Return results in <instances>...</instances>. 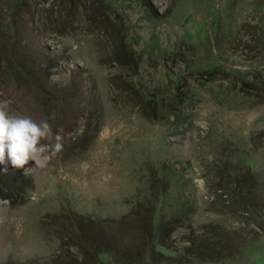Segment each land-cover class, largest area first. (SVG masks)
<instances>
[{"label":"rangeland","instance_id":"rangeland-1","mask_svg":"<svg viewBox=\"0 0 264 264\" xmlns=\"http://www.w3.org/2000/svg\"><path fill=\"white\" fill-rule=\"evenodd\" d=\"M5 99L63 147L8 165L0 264H264V0H0Z\"/></svg>","mask_w":264,"mask_h":264},{"label":"clouds","instance_id":"clouds-1","mask_svg":"<svg viewBox=\"0 0 264 264\" xmlns=\"http://www.w3.org/2000/svg\"><path fill=\"white\" fill-rule=\"evenodd\" d=\"M10 104V100H0V165L4 166L3 173L7 174L9 164L14 169H23L34 161V168L44 167L49 155L62 150L63 130L53 133L47 120L37 122L29 116L11 115ZM53 137L54 143L46 142Z\"/></svg>","mask_w":264,"mask_h":264},{"label":"trees","instance_id":"trees-1","mask_svg":"<svg viewBox=\"0 0 264 264\" xmlns=\"http://www.w3.org/2000/svg\"><path fill=\"white\" fill-rule=\"evenodd\" d=\"M258 103L264 102V100L257 101ZM3 165H0V198L7 200L9 202V205L11 207L18 206L22 204L25 200V194L24 190L26 189L27 186H30V184L23 183L19 180L12 179L10 178L9 174V169L7 174L3 173ZM18 172V176L20 179V171L19 169H16V174ZM137 214L140 215L139 211ZM174 214V213H173ZM155 215V207L152 206L149 210L148 213L144 216L143 218L139 217V223L141 224V229L144 228L147 231V239L148 242L147 244L151 246L152 248L155 245V238H156V232L158 229L162 228L164 226V222L160 221L157 226L154 225L153 223V217ZM71 253L70 251L67 250L66 254L67 255V260H62V264H86V262L80 258L79 255L76 254L73 255L72 257H69ZM104 253L105 251L103 249H95L90 255L89 258V264H103L104 262ZM83 256H86L83 253ZM60 258V257H59ZM60 260V259H58ZM146 261V256H145V251L144 250H138L134 258L131 259L130 256L126 254V256L120 258H117V264H144ZM88 264V262H87Z\"/></svg>","mask_w":264,"mask_h":264}]
</instances>
